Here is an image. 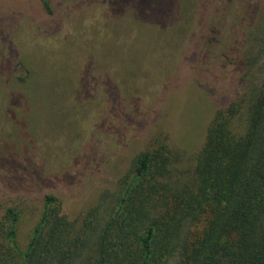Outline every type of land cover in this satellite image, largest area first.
Here are the masks:
<instances>
[{
    "label": "rangeland",
    "instance_id": "374dc122",
    "mask_svg": "<svg viewBox=\"0 0 264 264\" xmlns=\"http://www.w3.org/2000/svg\"><path fill=\"white\" fill-rule=\"evenodd\" d=\"M48 1L0 0V222L18 212L20 250L45 194L77 229L160 140L191 185L214 117L233 104L241 135L264 73V0Z\"/></svg>",
    "mask_w": 264,
    "mask_h": 264
},
{
    "label": "trees",
    "instance_id": "16d2710c",
    "mask_svg": "<svg viewBox=\"0 0 264 264\" xmlns=\"http://www.w3.org/2000/svg\"><path fill=\"white\" fill-rule=\"evenodd\" d=\"M41 6L51 13L48 0ZM256 38L264 54V13ZM208 128L191 185H172L164 140L138 152L115 197L79 228L62 215L53 194L23 250L16 243L18 212L0 222V264H264V73L246 108L245 130L225 121ZM1 218V219H2ZM190 232L191 224H200Z\"/></svg>",
    "mask_w": 264,
    "mask_h": 264
}]
</instances>
